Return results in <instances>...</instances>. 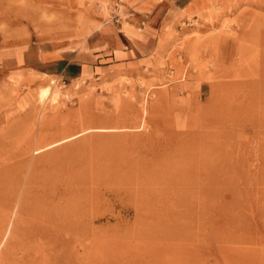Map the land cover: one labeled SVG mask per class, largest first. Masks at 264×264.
Wrapping results in <instances>:
<instances>
[{
	"label": "rangeland",
	"instance_id": "1",
	"mask_svg": "<svg viewBox=\"0 0 264 264\" xmlns=\"http://www.w3.org/2000/svg\"><path fill=\"white\" fill-rule=\"evenodd\" d=\"M135 1L0 0V55ZM192 6L156 73L0 75V264H264V0Z\"/></svg>",
	"mask_w": 264,
	"mask_h": 264
},
{
	"label": "crops",
	"instance_id": "2",
	"mask_svg": "<svg viewBox=\"0 0 264 264\" xmlns=\"http://www.w3.org/2000/svg\"><path fill=\"white\" fill-rule=\"evenodd\" d=\"M196 0H136L123 16L100 21L75 44L31 42L0 55V75L29 71L67 81L156 73L166 55L167 27L183 21Z\"/></svg>",
	"mask_w": 264,
	"mask_h": 264
},
{
	"label": "bare ground",
	"instance_id": "3",
	"mask_svg": "<svg viewBox=\"0 0 264 264\" xmlns=\"http://www.w3.org/2000/svg\"><path fill=\"white\" fill-rule=\"evenodd\" d=\"M60 95H61V92L58 86L56 85V81L54 80L53 81L51 80V82H49L48 85L40 87L36 91V98L38 102H40L41 105H44L47 102H50L51 104H57L60 98ZM6 234H8V232Z\"/></svg>",
	"mask_w": 264,
	"mask_h": 264
}]
</instances>
